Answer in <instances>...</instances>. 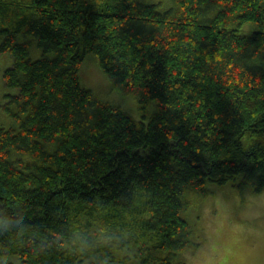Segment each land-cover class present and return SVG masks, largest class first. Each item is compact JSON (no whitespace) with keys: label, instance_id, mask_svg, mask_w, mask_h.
I'll return each mask as SVG.
<instances>
[{"label":"trees","instance_id":"trees-1","mask_svg":"<svg viewBox=\"0 0 264 264\" xmlns=\"http://www.w3.org/2000/svg\"><path fill=\"white\" fill-rule=\"evenodd\" d=\"M0 52V264H186L193 195L264 189V0H0ZM88 52L146 122L80 84Z\"/></svg>","mask_w":264,"mask_h":264},{"label":"rangeland","instance_id":"rangeland-1","mask_svg":"<svg viewBox=\"0 0 264 264\" xmlns=\"http://www.w3.org/2000/svg\"><path fill=\"white\" fill-rule=\"evenodd\" d=\"M30 40L29 56L37 58L40 48ZM12 57L0 52V125H16L6 109L9 96L17 89L4 83L2 71L10 66ZM78 81L98 97L119 105L134 119L146 122L155 110L153 99L143 101L133 90L113 86L99 65L97 56L88 52L78 70ZM209 192L193 195L183 213L192 228L194 248L181 250L176 260L186 264H262L264 262V189L253 192L249 187H237L230 182H207ZM6 261L20 264L16 255H6Z\"/></svg>","mask_w":264,"mask_h":264},{"label":"snow or ice","instance_id":"snow-or-ice-1","mask_svg":"<svg viewBox=\"0 0 264 264\" xmlns=\"http://www.w3.org/2000/svg\"><path fill=\"white\" fill-rule=\"evenodd\" d=\"M262 264H264V262H262Z\"/></svg>","mask_w":264,"mask_h":264}]
</instances>
